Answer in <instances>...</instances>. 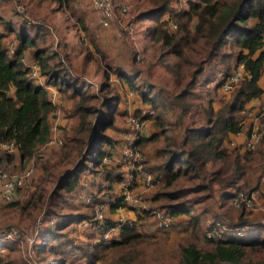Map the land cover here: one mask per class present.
Returning <instances> with one entry per match:
<instances>
[{
  "label": "trees",
  "instance_id": "16d2710c",
  "mask_svg": "<svg viewBox=\"0 0 264 264\" xmlns=\"http://www.w3.org/2000/svg\"><path fill=\"white\" fill-rule=\"evenodd\" d=\"M55 1L61 3L62 0ZM173 2L148 0V8L139 13L136 20L149 22V26L146 27L149 39L161 50L165 49V53L177 59L170 69L176 90L174 95L164 104V100L155 88L154 92L140 91L139 87L135 86V74L130 76L120 68H115L117 69L115 73L119 78H123L129 90H139L138 96L143 105L134 109V112L143 108L153 110V127L159 129L165 137L166 144L156 151L158 162L154 170L157 175L150 173L153 182H158L160 185L156 198L157 196L167 198L163 210L173 218L169 228L176 225L179 218L189 217L187 221L189 228L201 230V217L192 214V205L189 204L191 198L186 199L187 195L209 191L215 177L223 172L227 162H231V180L228 181L227 188L235 187L233 182H246L247 171L251 167L249 163H252L254 152H240L229 147L228 142L231 134L241 130L247 123V118L241 114V111L251 101L260 98L262 103L259 108L264 109V88L261 85V78L264 76L262 49L264 0H202L200 3L189 1L187 7L181 11H174L171 8ZM58 6L61 7L60 4ZM185 19H194L193 28H187ZM170 20L176 23V32L169 30ZM21 23L23 29L15 34L16 46L12 54H9L4 45L6 35L0 32V145L13 143L14 151L18 153L20 160L29 159L38 147L48 143L51 136L49 117L55 112L56 107L49 99L46 87H56L59 92L69 97L78 96L79 99L73 104L71 113L78 117V125L69 139V146L67 145L69 151L66 153V161L70 160L71 152L76 155L74 163L71 164L73 168L64 169L55 178L56 189L51 194L50 202L51 205L55 202L54 207L66 203V200L56 198L62 191L66 194L73 192L78 187L79 178L84 172L102 173L104 174L101 177L102 181L108 183L109 188L115 186V196L111 199L109 207V214H114L122 206L118 198V185L125 176V170L113 164L104 165L102 159L104 156L116 155L118 151L116 140L106 134V131L113 128L119 110L118 93L104 96L101 109L88 103L84 104L83 94L87 97L93 94L86 91V86L73 83L71 80L75 78L71 75L69 80L61 78L68 73L57 68L58 64L50 67L48 64L50 58L44 57L40 50L34 52L32 59L38 60L39 77H43L45 82L34 85L27 67H24L22 56L26 49L35 47V40L29 38L26 30L35 29L36 26L34 24L26 26L25 24L29 23L26 20H22ZM4 29L9 34L13 31L12 25L7 21L4 22ZM122 36L132 43L128 35ZM135 41L137 43L136 39ZM134 51V60L137 54L142 60L138 49L134 48ZM87 58L90 56L86 55L85 59ZM232 61L234 66L244 64V72L231 100L223 102L217 110L209 103L211 100H206L205 106V100L203 101L198 93L199 85L207 86L208 82L212 83L216 77L221 76L215 89L221 88L222 83L231 74ZM214 62L219 68L217 74L210 71L215 66ZM205 74L209 77L206 80ZM11 91H14V96L10 94ZM159 108L162 111L167 109L165 111L176 112V121L171 124L174 129L178 126L176 135H165L166 125L169 123L164 122L163 116L155 115V111ZM158 140L157 133L147 137L141 135L137 145L143 148L149 142L156 143ZM258 152L261 167L256 179L257 183L252 188L257 187L264 173V146H261ZM6 156L7 160H11L9 154ZM143 162L145 163V160ZM0 164L3 166L1 162ZM143 168L146 169L145 166ZM51 169L54 168L45 170V176L39 181L35 192L30 195L27 205L32 203L35 206L36 198L37 204L43 202L46 193L43 187L53 176ZM114 170L116 173L113 174ZM181 179L200 182L191 187H176ZM238 190L239 188L223 191L220 194L221 201L223 203L225 200L230 201ZM223 206L220 205L221 208ZM130 210L135 214H133L135 219L131 224L124 225L117 237L109 241H99L94 233L89 232L97 241L85 247L90 244L79 246L67 240V232H64V229L73 223H81L90 216L59 214L51 206L45 212L44 220L53 217L50 220L58 219V222L54 223L50 232L48 227L40 228L41 231L38 232L34 244L37 264H66V258L62 256L64 247H69L81 255L83 262L78 264H98L100 260L98 251L107 245L131 248L144 237L139 231V223L151 214L141 208ZM112 219L105 218L103 231L115 224L116 218ZM238 219L241 222L237 225L245 223L242 214ZM153 220L152 218L151 221ZM260 229L263 230V235L260 234ZM43 230L47 232H42ZM240 233V235H230L225 241L211 242L206 239L211 246L209 245L210 248L205 250H200L191 243L182 246L178 264H264V228L255 225L240 230ZM37 239L40 241L37 242ZM12 244L0 243V250L4 247H12Z\"/></svg>",
  "mask_w": 264,
  "mask_h": 264
},
{
  "label": "rangeland",
  "instance_id": "374dc122",
  "mask_svg": "<svg viewBox=\"0 0 264 264\" xmlns=\"http://www.w3.org/2000/svg\"><path fill=\"white\" fill-rule=\"evenodd\" d=\"M116 2L120 0H115ZM173 2V0H172ZM188 0H174L171 8L174 11H181L187 7ZM195 2V1H191ZM21 4L24 8V15L28 18L29 23L26 26L34 24L35 29H27L26 32L32 40H35V47L28 48L23 53L22 62L24 67L32 60L34 52L40 50L44 57L50 59L48 64L50 67L58 64L57 68L63 70L68 75L61 78L65 80L75 78L73 83L87 87L86 91L93 94L91 97H85L84 104L102 108V100L104 96H111L118 93V112L115 116L113 128L106 131V134L117 142V149L122 146L123 134L126 133L124 124V114L128 110L134 111L137 107L143 104L138 96L139 90H146L160 93L164 104L174 95L175 87L173 85V73L170 69L177 59L169 55L165 49L161 50L146 33V27L149 22L136 20V16L143 10L147 9V1L132 0L133 7L130 10V15L133 17V22L136 23L135 44L128 42L123 36L119 35L118 30L114 27L105 28L101 25L99 15L94 10L90 0H62L57 3L55 0H0V32L6 35L4 45L9 49L16 46L15 34L23 29L22 16L16 11L15 4ZM61 5L59 7L58 5ZM132 20V19H131ZM7 21L13 27V31L7 32L4 29V22ZM172 24L176 25L170 20ZM188 29L193 28L194 19H185ZM171 32H176V28L168 25ZM6 32V33H5ZM137 48L142 55V60H134V48ZM10 52V50H9ZM86 55L90 58L85 59ZM105 56V57H104ZM97 61V62H96ZM213 66L210 71L214 74L218 73V67ZM220 67V66H219ZM234 67V62H231V70ZM120 68L124 73L133 76L135 74L134 84L139 87L138 91L129 90L128 86L123 82V78H119L115 73ZM137 72V73H136ZM213 74V76H214ZM40 75V74H39ZM205 80L208 75L205 74ZM32 78V77H31ZM221 76L216 77L213 82H208L207 86L199 85L198 93L200 98L211 100L213 109L217 110L222 106L223 102H229L234 94V90L224 93L220 88L215 89V85L219 82ZM34 85L44 84L43 77L32 78ZM105 84V85H103ZM262 85V83H261ZM101 86H104L101 88ZM202 86V87H201ZM52 90V96H56L54 105L55 112L49 117L51 136L47 144L38 147L31 157L27 160H20L19 155L14 151V146L11 149L0 147V159L3 169L9 173H19L27 167L33 169V175L23 188H21L15 197V200L9 203H3L0 200V235L3 230L9 227L18 228L22 232L32 231L40 223V228L48 227L51 231L54 223L58 219L47 217L44 220V214L51 206L56 212L81 214L82 216H92L93 209L86 205L85 199L90 197L97 200L95 203L104 204L112 201L115 196V186L108 187V183L102 181V173H89L88 171L81 174L78 187L71 193L66 194L63 191L56 199L66 200V203L55 206L52 202L51 194L56 189L54 185L55 178L64 169L71 170V166L75 153L71 152L70 160L66 161V153L69 151V139L73 134L74 128L78 125V117L73 116L72 106L79 99L78 96H67L59 92L56 87L49 86ZM104 88V89H103ZM154 88L156 90H154ZM157 93V94H158ZM14 96V91L10 93ZM70 94V93H67ZM156 94V93H155ZM262 103V102H261ZM129 107V108H128ZM167 110V109H165ZM162 111L159 108L155 111V115L163 116L167 132L165 135H176L175 129L171 126L176 121V112ZM137 113V112H135ZM153 116L147 121L146 127L142 130V136H149L153 133L159 135V140L156 143L149 142L143 148L138 146V149L143 154L146 171L151 172L154 176L157 172L154 170L158 161H156L157 148H163L166 144L165 137L160 133L159 129L153 127ZM257 148L253 153V159L250 168L247 171L246 182L234 183L235 187L227 188V183L230 179L231 162L225 163L223 172L215 177L209 191H201L187 195L186 199L191 198L189 204L192 205L191 212L201 217V230L192 228L187 225L189 217L179 218L177 224L168 229H158L154 226L152 215L146 217L139 223V231L143 234L142 240L135 243L131 248H119L107 245L99 249L100 260L98 264H178L179 252L182 246L195 244L200 250L210 248L206 239H204V227L210 221H223L228 224L240 223L239 215H243L244 221L258 222L264 221V211L254 210L249 214L232 211L229 201L223 203L220 199V194L229 189L236 188L250 190L256 185L258 172L261 167L260 153ZM11 156V160H7L6 155ZM84 156V155H83ZM82 157V156H81ZM90 159V156H89ZM78 160H76L77 162ZM90 161V160H89ZM74 163V162H73ZM51 169L53 176L50 182L43 187L46 191L43 202L37 204V198L34 201L35 206L31 203L27 205L30 195L35 192L39 181L45 176V170ZM109 170H112L109 168ZM115 171V170H114ZM113 174L116 173L112 172ZM87 182V185L85 183ZM200 181H186L181 179L176 187H191ZM258 185V184H257ZM160 185L158 182H153L152 187L148 188L143 194L144 202L149 208L159 210L165 209L167 198L157 196ZM49 196V197H48ZM220 205H224L222 208ZM264 206V203H262ZM63 207V208H62ZM129 208L125 209V216L133 221L135 214H131ZM107 220L116 218V213H105ZM112 219V220H113ZM45 229V228H44ZM41 229H39L40 233ZM42 232H47L43 230ZM64 232H67V240L73 244L85 247L91 246V243L97 241L94 236L90 235V231L83 228L80 223H73L66 227ZM263 235V230H259ZM4 238V237H2ZM0 239V243H13L12 247H4L0 250V264H37L34 254V244L32 247L27 246L26 241L22 236L19 238H11V240ZM64 240V239H63ZM61 240V241H63ZM40 240L37 239V242ZM211 246V245H210ZM62 250V249H61ZM32 254V260L29 258L28 252ZM46 254V253H45ZM46 258L47 255H45ZM62 256L66 258V264H78L83 262V258L77 252H74L69 247H64Z\"/></svg>",
  "mask_w": 264,
  "mask_h": 264
},
{
  "label": "built area",
  "instance_id": "2783aa9c",
  "mask_svg": "<svg viewBox=\"0 0 264 264\" xmlns=\"http://www.w3.org/2000/svg\"><path fill=\"white\" fill-rule=\"evenodd\" d=\"M195 2H202V0H188ZM94 10L98 13L101 25L105 28L114 27L118 30L119 35H128L129 39L135 44V22L130 15V10L133 7L132 0H90ZM16 11L21 14L22 20L28 21L24 15V8L21 4H15ZM132 19V20H131ZM172 28L176 25L168 22ZM12 46V44H11ZM10 50L9 54L14 53V48ZM264 51V43L262 45ZM136 60L140 61L141 56L137 54ZM264 64V59H263ZM29 76L32 78H39V62L36 59L29 60L26 65ZM244 72V64L235 65L231 74L221 85V90L224 93L233 91ZM259 105L258 103H255ZM255 104L245 107L241 114L246 116L247 123L241 130L231 134L229 139V147L235 148L240 152H254L257 148L264 146V109L260 110L255 107ZM154 115L151 109H140L137 113L128 110L124 115V124L126 133L123 134L122 146L118 149L116 155L104 156L102 164L104 165H117L125 170V176L118 185V198L121 200L122 206L117 209L115 224L106 231L102 230L105 225V213L109 212L111 202L99 204L95 203L93 199L87 197L85 199L86 205L92 207L93 215L89 219L83 220V228L94 233L98 240L109 241L113 237H117L121 228L124 225L131 224L125 216V209H144L152 215L154 219V226L158 229H168L172 223V216L164 210L156 208H149L146 206L143 194L147 189L152 187L153 176L150 172L143 168L144 157L138 149L137 142L142 135V130L145 128L147 121ZM13 143L3 144L0 147L5 149L13 148ZM33 169L30 167L25 168L19 173H9L0 164V200L3 203H11L15 200L17 192L25 186V184L32 178ZM87 185V182L85 183ZM264 173L261 175L257 187L245 190L239 189L235 195L230 199L229 205L234 212H241L249 214L254 210L264 211ZM132 212V211H131ZM258 225L264 228V221L258 222L245 221L243 225L228 224L223 221H210L204 227V238L211 241H225L230 235L241 234L240 230L244 228ZM40 229V223L32 231L22 232L18 228L9 227L1 232L0 239L11 240V238H19L20 236L26 241L28 248L35 244L37 234ZM4 237V238H2ZM29 258L32 260V254L28 252ZM227 264V263H224Z\"/></svg>",
  "mask_w": 264,
  "mask_h": 264
},
{
  "label": "crops",
  "instance_id": "0c3cea01",
  "mask_svg": "<svg viewBox=\"0 0 264 264\" xmlns=\"http://www.w3.org/2000/svg\"><path fill=\"white\" fill-rule=\"evenodd\" d=\"M261 83H262V86L264 88V76L261 78ZM46 89L48 91V97H49V99L54 103V101L56 100V96H52L51 95L52 94V90H51V88L49 86L46 87ZM261 98H262V96H261ZM255 103H258L260 105L261 104L260 98H257L255 100L251 101V103L249 105L255 104ZM259 105L255 104V107H259ZM131 214H133V213L131 212Z\"/></svg>",
  "mask_w": 264,
  "mask_h": 264
}]
</instances>
